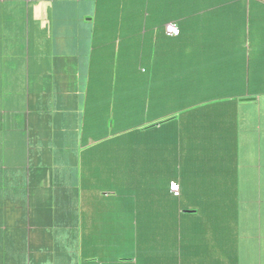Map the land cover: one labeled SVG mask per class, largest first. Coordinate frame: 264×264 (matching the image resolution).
<instances>
[{
    "label": "crops",
    "instance_id": "crops-1",
    "mask_svg": "<svg viewBox=\"0 0 264 264\" xmlns=\"http://www.w3.org/2000/svg\"><path fill=\"white\" fill-rule=\"evenodd\" d=\"M0 264H264V0H0Z\"/></svg>",
    "mask_w": 264,
    "mask_h": 264
},
{
    "label": "built area",
    "instance_id": "built-area-1",
    "mask_svg": "<svg viewBox=\"0 0 264 264\" xmlns=\"http://www.w3.org/2000/svg\"><path fill=\"white\" fill-rule=\"evenodd\" d=\"M166 31L170 35H177V34H179L180 29L176 24L169 23L166 25ZM171 188L176 194H179V184L172 182Z\"/></svg>",
    "mask_w": 264,
    "mask_h": 264
},
{
    "label": "trees",
    "instance_id": "trees-1",
    "mask_svg": "<svg viewBox=\"0 0 264 264\" xmlns=\"http://www.w3.org/2000/svg\"><path fill=\"white\" fill-rule=\"evenodd\" d=\"M153 126H150V127H147L145 129H149V128H152ZM137 133V130H133V131H130L129 134L130 136H135V134Z\"/></svg>",
    "mask_w": 264,
    "mask_h": 264
}]
</instances>
